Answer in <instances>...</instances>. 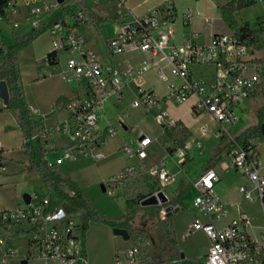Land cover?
<instances>
[{
    "label": "built area",
    "instance_id": "1",
    "mask_svg": "<svg viewBox=\"0 0 264 264\" xmlns=\"http://www.w3.org/2000/svg\"><path fill=\"white\" fill-rule=\"evenodd\" d=\"M22 1L6 0L7 20L18 15ZM92 2L95 5L104 2L118 3L128 8L127 0ZM52 12L48 5L31 8L33 24L39 23L35 20L36 17L52 15ZM201 16L200 12L189 9L183 19L186 25H190ZM177 19L173 5L143 17L131 14L121 30L108 40V50L112 55H119L127 49H138L150 53L154 65L158 64L155 58L159 56L167 62L171 75L180 81L169 83L170 96L178 103L194 97V115H211L219 126L213 132L214 137L220 141L225 140L228 145L229 168L245 176L250 183L240 189L245 200L253 201L256 196L264 214V160L257 149L256 141L243 144L232 131L239 122L238 110L252 98V93L261 90L264 52L246 45L234 33L214 35L208 43H202L200 34L193 33L177 44ZM0 21H4L2 15ZM205 21L210 26L215 22L210 18ZM85 23L83 7L51 21L48 29L52 38L51 53L61 68L60 75L66 83H82L85 90L83 95L69 100L66 104L68 117L65 120L50 128L40 126L39 134L33 140L54 142L59 139L67 146L62 150L66 158H91L99 161L105 158L101 152L102 145L110 135L116 133L113 127L103 129L99 123L104 104L110 98L122 99L124 89L130 84L136 85V97L131 102V107L144 108L161 127L173 126L176 122L163 107L162 99L153 91L142 87L143 75L150 70L152 64L144 62L124 74L106 65L99 55L87 48V40L82 32ZM45 63L49 64L47 58ZM194 67H209L212 72L207 78L198 80L193 77ZM160 73L167 81L168 76L162 69ZM204 130L207 131V128ZM155 142V139L141 135L134 141L133 146L127 144L122 148V152L128 158L136 160V164L109 181L110 195H115L116 189L124 185L127 175L142 170ZM174 156L181 165L187 152L178 149ZM149 173L158 176L161 191L172 180L164 160L155 163ZM220 181L218 171L209 169L193 182L197 192L193 206L198 216L189 224L183 237L188 238L200 230L205 232L209 239L206 264H264V230L260 238H253L248 234V229L253 227L252 217L248 213L240 210L230 225L218 226V222L227 214L215 190ZM167 204L159 205L162 221L167 219L169 207L173 210L177 208ZM0 220L7 223L10 231H27L26 236L30 239V252L23 259L16 251L6 250L9 237L5 231H0V264H11L15 259L43 264H88L80 215L69 212L63 204L52 206L50 197L33 198L23 206L1 211ZM138 245L140 243L116 254V264H142L137 256Z\"/></svg>",
    "mask_w": 264,
    "mask_h": 264
},
{
    "label": "crops",
    "instance_id": "2",
    "mask_svg": "<svg viewBox=\"0 0 264 264\" xmlns=\"http://www.w3.org/2000/svg\"><path fill=\"white\" fill-rule=\"evenodd\" d=\"M75 1L79 4L78 0ZM81 1L83 2L79 5L85 9L86 14V23L82 27V32L87 40V48L99 55L106 65L117 69L123 74L131 69L138 68L144 62L151 63L152 67L143 75L142 87L145 90L153 91L157 96H159L163 101V107L165 109L168 103V97H171L168 86L169 83L172 81L180 83L179 80L171 76L170 68L167 62L159 56L155 58V61L158 62V64L154 65L153 56L150 53L142 52L138 49H127L123 54L119 55H112L108 50V40L121 30L123 23L131 18V14L143 17L154 13L158 9L173 5L178 16V19L175 22L177 44L182 43L184 38L193 33L200 34L202 43H208L214 35L233 33L224 22L221 11L222 7L230 3L232 0H127L126 5L128 8L122 7L118 3L104 2L100 5H95L92 0ZM256 3L264 4V0L256 1ZM113 6L115 7V10L110 12V8ZM189 9L200 12L202 16L201 18L194 19L190 25H186L183 15ZM59 12L60 9L53 11L52 15H46V18H43L44 16L41 18L39 17V23L37 25L33 24V19H29L28 21L33 26L32 31L38 30L45 25L50 24L52 19H54ZM259 14H264V8ZM206 18L214 19V24L212 26L208 25L205 21ZM101 19H110L111 21L100 22ZM261 20L262 17L257 15L253 25L250 21H247L245 23H240V26L248 23L252 28H255L256 23ZM218 22H223L225 25L224 28L219 26ZM7 31L9 30H7L4 22H0V39L7 45H11L14 42V38L17 36L13 35L10 37V41L7 42L3 36V32ZM44 38H46V49L42 52L41 40ZM51 51L52 38L47 30L19 54L22 84L25 88L29 106L33 111V117L39 122L40 126L48 128L53 127L68 117L66 104L69 100L83 95L85 90V86L82 83H66L60 75L61 68L59 65H50L45 63V60ZM166 67H168V70H165ZM160 69H162V71L168 76L167 81L162 78ZM211 72L212 71L209 67H194L192 69L193 77L198 80L207 78ZM156 77L166 84L168 89L166 94L158 92L156 84L153 82ZM1 80L0 76V81ZM127 91L131 93L132 97L130 99L126 96ZM135 97L136 85L132 83L124 89L122 99L110 98L105 102L99 123L103 129H106L109 126L113 127L116 130V133L113 135H120L124 138V141L123 143L118 144L116 149H114V146H111L110 144V139L112 137V135H110L106 142L102 145L101 152L105 155V157L106 153L104 151L109 152L111 155L117 154L118 152L116 150L121 152L122 148L128 143L126 137L129 135L131 136L130 141L132 143L141 135L149 136L155 139L156 142L166 141L164 144L161 142L164 149L163 150L161 148V152L155 153L151 151L150 148L149 158L145 162L151 160V162L155 164L164 160L166 168L172 176L169 186L164 191L169 201L170 199L176 200L179 198V201L176 204L179 211L172 216L171 229L174 235L176 236L177 233L175 219L177 218L178 213L187 207L185 200L189 196L192 197L189 209L192 214V218L185 231L187 230L189 224L192 223L198 216V213L193 206L194 199L197 196V192L193 187V182L199 179L207 170L215 169L221 176V181L216 185L215 190L227 212L226 216L221 220L223 224L219 225L221 222L219 221L218 226L225 227L230 225L238 211L242 210L248 213L253 220V227L248 229V234L253 238H260L264 230V214L260 201L256 196L253 201L245 200L240 189L243 186H249L250 183L245 176L232 171L229 168L227 155L228 150L222 151L227 144L225 140L219 141L220 144L217 143L216 147L212 148L210 151L212 158L199 174H193V176H191L189 173L191 164L196 155L199 151L204 149L205 145L201 143L202 138L208 133L213 134V132L218 129V124L213 120L211 115L207 113L200 116L194 115L193 105L196 101L194 97L187 101V110L183 115L174 116L169 113L175 122H182L185 128H187L191 133L190 138L186 142V152L189 154V160L183 166L179 165L177 160V165L181 171L174 172L168 168V162L170 161V157H177L170 155L165 150L166 146L171 147L168 144L171 145L172 141L166 137L161 126V133L158 136L154 137L151 133H149L146 126L149 121L153 122L155 120L153 116L148 114L144 108H133L130 106ZM170 99L172 102L177 104L172 97ZM5 108L6 106L0 98V143L2 146V150H0V212L23 206L31 199L39 198V194L37 192L24 193V189L19 187L22 182H29L32 180L40 181L43 185L42 187L46 190L44 197H49L50 193L41 177L37 173L32 172L30 169V162L24 149L26 139L18 124L19 111L7 110ZM188 117H190V120L187 119ZM204 118H207L208 123L200 125L201 120ZM208 124L213 125L210 127ZM205 128H207V131L204 130ZM197 130L202 133L201 139L196 138ZM34 141L36 143L39 142L38 140ZM262 144L263 143L258 141L257 149L264 160V150L261 148ZM46 158L50 164H57L66 173H68L72 180L87 195L82 185L73 177L67 167L69 164L77 160H70L66 158L62 150L47 153ZM126 166H128V164L123 165L120 172ZM151 167L146 170H140V172H147L149 174V169ZM7 190H11L14 194L10 201L2 196ZM126 203L129 207H131L127 200ZM95 209L101 214L111 218H119L122 216L112 217L106 212L99 211L97 208ZM116 237L117 236L114 235L113 228L111 226L103 223L91 222L88 230L84 234L85 256L88 264H116V254L123 253L133 246L130 245L128 249L119 251L117 247H115L117 244ZM5 248L7 251H16L24 259L30 252V239L28 236L9 238ZM107 249L108 253L105 256L104 252L107 251ZM179 252L181 253V250H179ZM185 258L190 259L188 257ZM25 262L26 260L15 259L11 262V264H43L41 262Z\"/></svg>",
    "mask_w": 264,
    "mask_h": 264
},
{
    "label": "trees",
    "instance_id": "3",
    "mask_svg": "<svg viewBox=\"0 0 264 264\" xmlns=\"http://www.w3.org/2000/svg\"><path fill=\"white\" fill-rule=\"evenodd\" d=\"M256 1L257 0H232L230 3L222 7V18L232 32L246 45L264 52V21H258L255 28H252L248 23L240 26L235 19L236 12L250 7L255 4ZM80 7L81 6L77 4L75 0H66L60 5V12L55 16L54 20L61 18L66 13L74 12ZM5 9L6 0H0V15H2L4 21H8ZM109 21L111 20H100V22ZM50 25L51 23L38 30H33L27 35L16 37L11 45L3 43L0 39V76L2 80L7 82L10 93V103L5 109L19 111L18 124L26 139L24 149L30 162V169L41 177L50 191L49 197L52 206L63 204L69 212L79 214L83 224V235L88 230L91 222L103 223L112 228H124L127 229L131 235L130 223L132 212L134 213L137 210H143L159 216L161 210L159 205L150 207L142 206L143 201L162 190L158 176H153L150 173L148 174L147 172H140L138 170L127 175L123 184L124 188L127 189L126 200L130 203L132 211L127 217L111 218L101 214L94 208L90 198L72 180L68 173L57 164H50L48 162L46 158L47 153L64 150L67 147L66 144L59 139H55L54 142H45L41 140L38 143L33 140V137L39 134L40 124L34 119L33 111L27 101L25 88L22 84L19 54L23 49L31 45L39 36L45 33ZM53 56L52 53L47 56L50 65L56 64V60ZM262 62L264 65V59ZM261 93L264 97V72ZM251 96L253 98L255 93H252ZM256 117L257 124L248 127L238 135V139L241 143L246 144L255 140L264 143V104L258 108ZM162 129L166 137L172 141L173 147H170L167 150L170 155H174L178 149L187 150L186 142L190 138L191 133L185 128L182 122L178 121L173 126L164 125L162 126ZM53 145H55V147H53ZM188 155L189 154L187 153L186 159L181 166L185 165L189 160ZM129 188H132V191H130ZM128 192H130L131 195L127 194ZM178 201L179 198L176 200L170 199L167 205L176 206ZM161 222L163 224L164 232L160 231V237L169 239L173 244L174 249L179 252L175 235L171 229L172 217ZM0 231H5L9 238H17L28 234L27 231L23 230L10 231L7 223L1 220ZM149 239L153 244L152 238L149 237ZM137 256L142 264H198L195 259L182 258L180 252L177 258L175 254H172L170 260L161 262L159 256L154 253H148L147 247L142 244L138 245Z\"/></svg>",
    "mask_w": 264,
    "mask_h": 264
},
{
    "label": "rangeland",
    "instance_id": "4",
    "mask_svg": "<svg viewBox=\"0 0 264 264\" xmlns=\"http://www.w3.org/2000/svg\"><path fill=\"white\" fill-rule=\"evenodd\" d=\"M83 1L78 0L79 4H82ZM28 4V5H27ZM48 5L52 8L53 11H57L60 9V5L58 4L57 0H23L20 3V9L18 11V15H14L9 17L8 21H3L4 25L6 26L7 32H3L4 38L10 41V37L13 35L20 37L31 33L33 26L28 21L33 17L30 16L31 8L45 6ZM264 4L263 3H255L250 7L245 8L240 12L235 13V19L237 23H245L250 21L253 25L254 20L256 19L257 15L262 17L261 21H264V14L260 15V11H263ZM115 7L110 8V12H113ZM49 14H43L35 18V20L39 21V17L46 18ZM2 22V21H0ZM219 26L224 28L223 22H218ZM228 32V31H227ZM16 38V37H15ZM14 38V39H15ZM4 43V42H3ZM45 44L46 38L41 40V49L42 52L45 51ZM264 56V53L263 55ZM165 70H168L166 67ZM172 76V75H171ZM170 77V76H169ZM153 82L156 84L158 92L161 94H166L168 89L164 82H162L159 78H154ZM126 96L130 99L131 93L129 91L126 92ZM171 97H168V103L166 105V109L171 115H183L187 110L188 100L184 103L175 104L171 101ZM191 99V98H190ZM264 104V97L261 93V90L255 93V96L251 98L249 101L244 103L241 108L238 110L239 115V122L237 125L232 129L233 133H237V136L247 129L250 126L257 124V117L256 113L259 107ZM192 118V117H191ZM190 120V117L187 118ZM208 123L207 118L201 120L200 125H205ZM199 125V126H200ZM210 127L213 124H208ZM149 133H151L154 137L158 136L161 133L160 125H158L155 121H149L147 126ZM219 127V126H218ZM217 127V128H218ZM202 133H196V138L201 139ZM128 141V145L133 146L134 142L130 141L131 136L129 135L126 137ZM124 138L120 135H112L110 139L111 146H114V149L118 146V144L123 143ZM220 140L216 139L213 134L208 133L204 135L201 140L203 143L204 149L199 151L196 155L195 159L193 160L191 167H190V175L199 174L201 170L207 165V163L211 160L210 151L212 148L216 147L217 143ZM258 142L259 140H255ZM166 141H158L152 145L151 151L158 153L161 152L162 144ZM169 146L173 147V145L168 144ZM165 146V145H164ZM170 147L165 148L166 152ZM261 148L264 150V143L261 145ZM164 150V149H163ZM228 150V145L226 144L225 148L222 151ZM115 155H111L109 152L104 151L106 153V157L99 161H94L91 158H81L73 163L69 164L67 167L69 172L73 175V177L78 180V182L82 185L83 189L87 193L88 197L91 200L92 205L97 208L99 211L106 212L109 216L117 217L122 215L121 217H127L131 213V207H129L126 203V192L127 189L119 187L116 189L115 195H110V184L109 181L120 174L123 170L128 167H132L136 164V160L128 158L122 151ZM169 153V152H168ZM170 161L168 162V168L174 172L181 171L179 166L177 165V158L170 157ZM123 170L120 169L123 165H127ZM154 163L147 161L144 163V167L142 170H146L151 167ZM183 175V174H182ZM181 175V176H182ZM101 184H105L107 186V192L103 193L101 190ZM42 183L40 181H29V182H22L20 184V188L24 189V193H33L37 192L39 194V199L45 198L44 195L46 194L45 188L42 187ZM132 191V188H129ZM128 189V191H129ZM161 204H166V199L168 198L165 191H161ZM127 194L131 195L130 192ZM5 199L10 201L14 194L11 190H7L2 195ZM191 196H189L185 200V204L187 207L180 211L177 215L176 220V236L175 239L178 244L179 250L181 253L190 259H195L198 264H206V252L209 245V239L205 232L197 231L193 235L188 238L183 237V232L185 231L189 221L192 218V214L190 213L189 209L191 206ZM174 216L172 213H168L167 218H171ZM131 223H130V230H131V239L129 241H125L122 237H116V246L119 251H123L128 249L130 245H135L136 243H140L147 247L148 253H154L155 255L159 256L161 262H166L170 260L172 254L179 256V252H177L173 244L169 239L161 238L160 237V230L164 232L162 220L160 216H156L148 211L137 210L134 213H131ZM223 222L221 221L219 225H222ZM149 237L152 238L153 244L150 242ZM132 247V246H131ZM108 253L107 251L104 252L106 256Z\"/></svg>",
    "mask_w": 264,
    "mask_h": 264
},
{
    "label": "water",
    "instance_id": "5",
    "mask_svg": "<svg viewBox=\"0 0 264 264\" xmlns=\"http://www.w3.org/2000/svg\"><path fill=\"white\" fill-rule=\"evenodd\" d=\"M65 0H57L58 4L61 5L64 3ZM51 53V52H50ZM0 98L3 101L4 105L7 107L10 103V93H9V89H8V85L7 82L5 80H1L0 81ZM101 190L103 193L107 192V186L105 184H101ZM161 192H158L157 194H154L150 197H148L145 201H143L142 206L143 207H150V206H158L161 203ZM167 203L169 202V199H166ZM29 202V201H28ZM179 211V208H176L175 210H173L172 207H169L168 212L175 214ZM113 233L116 236H120L122 237L124 240L129 241L131 238L130 233L128 232L127 229L124 228H113ZM182 258H185L184 254H181ZM27 263V261L25 262Z\"/></svg>",
    "mask_w": 264,
    "mask_h": 264
}]
</instances>
